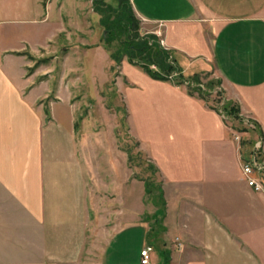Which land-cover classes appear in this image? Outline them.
I'll use <instances>...</instances> for the list:
<instances>
[{"label": "crops", "instance_id": "0c3cea01", "mask_svg": "<svg viewBox=\"0 0 264 264\" xmlns=\"http://www.w3.org/2000/svg\"><path fill=\"white\" fill-rule=\"evenodd\" d=\"M131 4L184 75H219L241 118L190 93L187 81L149 78L132 104L128 95L129 133L161 175L158 216L129 153L78 135L68 67H35L28 56L70 32L61 13L53 20L56 5L0 0V264H79L91 234L105 241L103 264H142L147 246L150 264H264V191L242 174L260 138L264 157V0ZM48 22L36 39L30 25ZM247 120L252 128L241 131L236 122Z\"/></svg>", "mask_w": 264, "mask_h": 264}, {"label": "rangeland", "instance_id": "374dc122", "mask_svg": "<svg viewBox=\"0 0 264 264\" xmlns=\"http://www.w3.org/2000/svg\"><path fill=\"white\" fill-rule=\"evenodd\" d=\"M47 1L56 5L53 9V16L56 17L53 20L60 19L61 13L70 32L67 30L44 47L29 51L30 54H34V57L30 54L28 56L33 58L32 63L35 67L51 66L56 68L57 73L60 67H68V87L72 90L73 101L80 102L76 113L77 133L79 136L84 135L85 146L92 145L90 139L94 136V140L100 139L106 142L107 147L117 146L130 153L132 160L129 161L133 177L143 180L148 178L152 182L153 193H148L149 210L154 208L153 205H158L159 208V204L155 201L161 186V175L159 171L153 170L150 166L152 162L140 150L139 142L129 133L124 102V100L128 101L129 95L132 104V91L140 87L145 88L150 82L149 78H155L142 66L129 61L128 55L132 54L130 52L125 51L120 61L113 58L112 53L126 40L127 36L123 34L113 40L111 45L106 44L104 37L109 35V32L98 23L102 15L97 11L94 12L93 0H44V3ZM107 1L114 6H118L119 3V0ZM60 8H62L61 12ZM113 18L115 15H110V19ZM136 18L139 23V28L136 30L138 38H148L151 44L156 41L160 46L165 47L161 36L156 33L155 24L142 21L137 15ZM31 26L37 30L36 39L45 37L52 27L50 22ZM77 28H79L78 31H76ZM133 34L130 36H137ZM151 35L157 36L155 40ZM131 39L128 38V40ZM25 50L28 52L29 49ZM66 55H70L69 58L66 59ZM176 75L178 74L173 72V76ZM189 82L191 85V81ZM193 86L200 88L206 101L219 109L224 116H233L228 111L234 103L226 99L222 79L214 71L200 73L197 80H194ZM238 109L240 115L241 110L239 107ZM236 123L241 131L252 128V124L247 122L237 121ZM152 222L156 223L154 219ZM90 236L91 242L87 244L79 264H103L105 241L99 235L91 234ZM158 240L161 244L163 236L161 235ZM152 254L159 256L157 250H154Z\"/></svg>", "mask_w": 264, "mask_h": 264}, {"label": "trees", "instance_id": "16d2710c", "mask_svg": "<svg viewBox=\"0 0 264 264\" xmlns=\"http://www.w3.org/2000/svg\"><path fill=\"white\" fill-rule=\"evenodd\" d=\"M93 6L95 11L102 15L101 24L105 30L109 32V35H105L104 37L106 44L111 45L113 40L118 39L123 34L127 36L126 40H124V42L119 45L118 49L112 53V56L116 61H120L123 58L126 53L125 51L130 52L132 54L130 56L128 55L129 61L142 66L155 79L174 80L177 84H184L187 81L189 92H196L201 98L206 100V97L201 92L200 88L193 86L192 83L189 85V81L194 83V80H197L200 74L197 73L191 77H186V75L182 73V69L172 51L160 46L156 41L151 44L148 38H138V32L136 30L139 28V23L136 14L134 13L131 0H119L118 6H113L107 3L106 0H93ZM110 15H115V18L110 19ZM133 33L137 36L131 37L130 35H134ZM151 36H153L152 39L154 40L157 37L156 35ZM128 38L132 39L128 40ZM173 72L178 75L173 76ZM227 106H229V104ZM217 110L219 111V109ZM228 112L231 115L240 118V115L238 114V106L236 107L235 104H232ZM129 159L132 160L130 153ZM150 166L155 172L159 171L154 164H151ZM144 181L147 192L152 194L153 186L152 182H150L151 180L144 178ZM156 198L158 200L157 202L160 204V208L158 209V216H160L165 213L166 203L161 186Z\"/></svg>", "mask_w": 264, "mask_h": 264}, {"label": "built area", "instance_id": "2783aa9c", "mask_svg": "<svg viewBox=\"0 0 264 264\" xmlns=\"http://www.w3.org/2000/svg\"><path fill=\"white\" fill-rule=\"evenodd\" d=\"M246 122L253 126V123L249 120ZM242 174L254 190L264 191V157L261 138L254 143L249 156L243 159ZM152 250V246H147L141 250L142 264L151 263Z\"/></svg>", "mask_w": 264, "mask_h": 264}]
</instances>
